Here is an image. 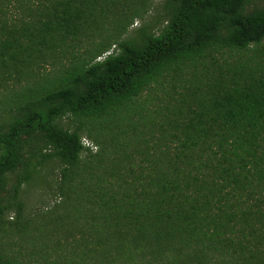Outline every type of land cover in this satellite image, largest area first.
Here are the masks:
<instances>
[{"label": "trees", "instance_id": "obj_1", "mask_svg": "<svg viewBox=\"0 0 264 264\" xmlns=\"http://www.w3.org/2000/svg\"><path fill=\"white\" fill-rule=\"evenodd\" d=\"M247 2L166 0L158 31L124 37L148 0H0V201L57 158L103 260L264 264V4ZM0 264L29 263L0 247Z\"/></svg>", "mask_w": 264, "mask_h": 264}, {"label": "rangeland", "instance_id": "obj_2", "mask_svg": "<svg viewBox=\"0 0 264 264\" xmlns=\"http://www.w3.org/2000/svg\"><path fill=\"white\" fill-rule=\"evenodd\" d=\"M165 3L166 0H148L145 11L133 18L124 37L139 34L143 27L158 31L166 17ZM263 4L264 0H248L246 9L251 10ZM116 47L115 43L110 50ZM7 120V114L0 108V132L7 128ZM60 123L74 130L80 121L68 115ZM83 142L94 151L97 150L96 141L88 136L85 129ZM46 151L51 150L49 148ZM61 166L57 158L45 160L37 167L32 179L22 184L17 198H14L12 185L22 168L10 173L8 189L0 201V205L5 208L0 214V247L29 264H121L103 260L99 247L91 243L89 221L81 216L71 222L75 220L73 214L76 211L58 187ZM19 202L22 206H18ZM68 214L72 216L68 217ZM81 229L86 231L82 233ZM129 264L155 263L138 260Z\"/></svg>", "mask_w": 264, "mask_h": 264}]
</instances>
